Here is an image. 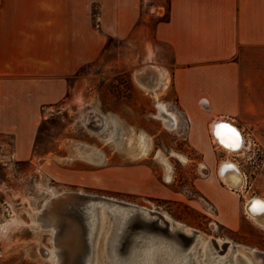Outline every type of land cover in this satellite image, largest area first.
Returning <instances> with one entry per match:
<instances>
[{
    "label": "rangeland",
    "instance_id": "1",
    "mask_svg": "<svg viewBox=\"0 0 264 264\" xmlns=\"http://www.w3.org/2000/svg\"><path fill=\"white\" fill-rule=\"evenodd\" d=\"M161 4L163 11L158 18L146 25H135L125 38H107L97 61L84 66L69 81L67 99L44 110L31 159L11 158L10 142L3 139L0 229L10 219L24 224L9 228L5 234L0 231V264H54L44 255V249L53 246L51 232L35 230L31 220L37 219L53 195L64 193L112 199L164 214L203 237L264 252V230L242 210L245 199L264 198V136L246 135L247 150L227 156L207 134L206 151H196L184 122L168 130L156 118V102L175 113L166 104L171 98L168 82L153 96L135 81V74L143 67H163L161 49L148 41L154 23L166 20V3L163 0ZM139 133L150 142L145 155L137 153ZM84 155L90 156L92 162L84 160ZM227 158L244 176L243 192L227 190L216 178L217 165ZM107 171H140L153 182L146 190L136 185L129 188L120 177L114 184H107ZM218 201L226 205V217L232 219L233 225L219 211ZM57 214L59 235L68 230L77 232L79 213L73 205L59 207ZM239 248L228 249L220 257H232ZM71 249L66 264H76L83 253L76 243ZM103 257L109 264L106 251Z\"/></svg>",
    "mask_w": 264,
    "mask_h": 264
},
{
    "label": "crops",
    "instance_id": "2",
    "mask_svg": "<svg viewBox=\"0 0 264 264\" xmlns=\"http://www.w3.org/2000/svg\"><path fill=\"white\" fill-rule=\"evenodd\" d=\"M162 1L0 0V148L8 139L11 158L31 159L44 110L67 99L69 81L97 61L107 38L158 18ZM164 1L166 20L148 41L161 49L166 104L192 148L205 152L209 125L222 118L264 136V0ZM119 177L142 190L153 182L140 171H107L104 182Z\"/></svg>",
    "mask_w": 264,
    "mask_h": 264
},
{
    "label": "bare ground",
    "instance_id": "3",
    "mask_svg": "<svg viewBox=\"0 0 264 264\" xmlns=\"http://www.w3.org/2000/svg\"><path fill=\"white\" fill-rule=\"evenodd\" d=\"M135 81L141 89L156 96L157 90L165 88L167 85L168 75L165 70L159 67L147 65L135 74ZM156 107V118L162 122L166 129H174L176 124L174 115L160 102H156ZM220 122H227L236 129ZM209 134L216 147L227 156H236L247 150V143L242 130L234 122L225 118L210 124ZM108 139L110 138L108 137ZM136 141L138 155H145L149 150V139L145 134L139 133ZM180 157H178L180 160H184ZM82 158L88 162L93 160L87 155ZM215 174L218 182L227 190L243 192L244 176L237 164L230 159L221 161L216 167ZM168 179L169 176H167ZM68 194L72 193L53 195L44 204L37 219L31 220L35 230H49L51 232L53 246L51 249H44V255L47 260L54 264H66V257H64L66 255L63 254V251H69L73 242H76L72 241L70 234L65 233L61 236L58 233L60 224L57 211L61 206L64 209V207L71 205L75 207L82 218L83 237L89 251L86 254H81L76 264H105L103 259L105 251L108 255L109 264H243L241 260L246 264H252L253 261L256 264H264L262 259L251 255L252 251L262 254L264 252L245 247L241 249L236 245L239 248L237 254L232 257L231 255L220 257L221 254L230 249L222 250L220 243L233 244L220 239L203 237L196 231L186 230L184 226L172 221L164 214L161 216L168 221V228L173 233L175 228L172 224L181 226L184 229V234L191 235L193 232L195 238L191 245L181 246L172 238L146 233L144 229H138L132 236H128L132 224L140 222L145 227L156 220L155 212L112 199H106L110 202H102L98 200L99 197H92L79 203L72 196H67ZM63 197L66 199L59 202V206H56V201ZM257 204L264 205V198L251 197L245 199L242 210L253 224L264 230V212L258 208L254 210ZM19 224L23 225L24 223L10 219L7 224L1 226V234H5L9 228ZM211 240L218 242V244L214 245ZM99 241L101 242L99 243ZM127 241H129L128 245H126Z\"/></svg>",
    "mask_w": 264,
    "mask_h": 264
},
{
    "label": "water",
    "instance_id": "4",
    "mask_svg": "<svg viewBox=\"0 0 264 264\" xmlns=\"http://www.w3.org/2000/svg\"><path fill=\"white\" fill-rule=\"evenodd\" d=\"M220 123L226 124V125L232 127L233 129H236V127L229 125L227 122H220ZM67 196H72V198H74V200L78 201L79 203L82 201L91 199V198H87V197L80 195V194H68ZM65 199L66 198H64V197L58 199V201H56V203H55L56 206H59V202H62ZM98 200H100L102 202H110L109 200H106L103 198H100ZM142 211H145V210H142ZM149 213L152 214L151 212H149ZM155 216H156V220H154L153 222H151L150 225H147L145 227L140 222L134 223L133 226L131 227L130 232L128 233V236H132L138 229H144V231L146 233H153L155 235H160V236L172 238V239L176 240L181 246H188V245H191L193 243V240L195 238V235H193V232L191 235L184 234L183 233L184 229L181 226L172 224V226L175 228V229H173V230H175L173 233V231L168 228V225H167L168 221H166L164 219V217H162L159 213H155ZM76 231L77 232H75V230L74 231L68 230L66 232V234H70L72 241H76L75 242L76 245H80V247H82V249H83L82 254H86L89 251H88V246H87V244H85V241H84L83 221H82V218L80 215H78V218H77V230ZM211 242L214 245L218 244V242H216L214 240H211ZM128 244H129V241H127L126 245H128ZM220 247L222 250H226L227 248H230L232 250H236V248H237L235 245H230L229 243H220ZM71 253H72V249H70L69 251H67V250L63 251V254L66 255L64 257H66V258L68 256H70ZM251 255L256 257V258H260L264 261V254H262V253L252 251ZM80 256H81V254H80ZM80 256L77 259H79Z\"/></svg>",
    "mask_w": 264,
    "mask_h": 264
},
{
    "label": "snow or ice",
    "instance_id": "5",
    "mask_svg": "<svg viewBox=\"0 0 264 264\" xmlns=\"http://www.w3.org/2000/svg\"><path fill=\"white\" fill-rule=\"evenodd\" d=\"M257 208H258L260 211L264 212V205L257 204V205L254 207V210H256Z\"/></svg>",
    "mask_w": 264,
    "mask_h": 264
}]
</instances>
